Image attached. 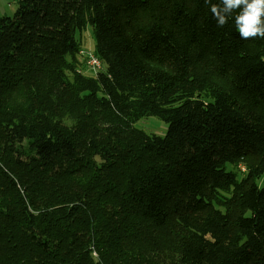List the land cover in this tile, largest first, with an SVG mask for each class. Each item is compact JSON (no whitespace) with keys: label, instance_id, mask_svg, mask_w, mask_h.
<instances>
[{"label":"trees","instance_id":"obj_1","mask_svg":"<svg viewBox=\"0 0 264 264\" xmlns=\"http://www.w3.org/2000/svg\"><path fill=\"white\" fill-rule=\"evenodd\" d=\"M22 2L0 17V264H264V0Z\"/></svg>","mask_w":264,"mask_h":264},{"label":"rangeland","instance_id":"obj_2","mask_svg":"<svg viewBox=\"0 0 264 264\" xmlns=\"http://www.w3.org/2000/svg\"><path fill=\"white\" fill-rule=\"evenodd\" d=\"M22 3V0H0V17L12 18L22 8ZM76 40L79 41L80 50H83L85 52L94 51V41L90 26H87L86 29L82 31V33L76 34ZM75 62L77 70L84 77L90 78L94 77L97 74L88 67V65L86 64V59L82 55H77ZM98 71H104V64L102 62L101 67ZM134 127L147 135L154 134L157 136H164L167 128L165 123L161 122L155 117L141 119L135 124ZM238 169L241 173L245 171V168L242 165H239ZM227 171L235 170L232 166H227Z\"/></svg>","mask_w":264,"mask_h":264},{"label":"clouds","instance_id":"obj_3","mask_svg":"<svg viewBox=\"0 0 264 264\" xmlns=\"http://www.w3.org/2000/svg\"><path fill=\"white\" fill-rule=\"evenodd\" d=\"M236 3H240L241 0H235ZM214 11V9H213ZM259 15L258 8H253V11L251 14L247 16V18H242V22L246 25V27H243L240 29V32L244 36L252 35L255 32V29L252 27V25L256 22V17Z\"/></svg>","mask_w":264,"mask_h":264},{"label":"built area","instance_id":"obj_4","mask_svg":"<svg viewBox=\"0 0 264 264\" xmlns=\"http://www.w3.org/2000/svg\"><path fill=\"white\" fill-rule=\"evenodd\" d=\"M79 55H82L86 59V64L93 71L97 72L101 67L100 60L92 53V51L85 52L80 50Z\"/></svg>","mask_w":264,"mask_h":264}]
</instances>
